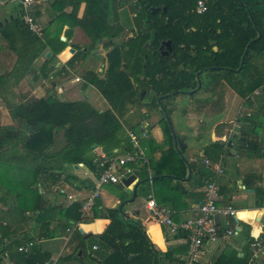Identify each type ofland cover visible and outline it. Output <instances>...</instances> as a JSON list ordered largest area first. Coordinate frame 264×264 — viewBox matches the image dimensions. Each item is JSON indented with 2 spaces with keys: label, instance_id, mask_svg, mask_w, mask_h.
Segmentation results:
<instances>
[{
  "label": "trees",
  "instance_id": "1",
  "mask_svg": "<svg viewBox=\"0 0 264 264\" xmlns=\"http://www.w3.org/2000/svg\"><path fill=\"white\" fill-rule=\"evenodd\" d=\"M93 1L55 0L51 4L55 7V5L64 3V6L77 10L83 2H87L90 8L97 6H91ZM197 1L115 0L113 6L115 10L128 2L132 9H138L135 14V33L131 41H127V37H125L122 42L115 43V39L123 31L117 25H107L101 30L88 31L79 22L75 20L70 22L71 28L80 27L92 39V48L96 41L91 36L92 31L97 33L96 38L107 39L103 43L104 49L108 50L105 54L107 59L105 69L101 74L86 71L83 78L85 84L94 87L110 108L99 112L86 99L63 102L52 96L40 99L30 97L24 101H14L8 104L11 119L18 122V126L9 130L0 128V168L2 165H6L24 171L30 178L28 186L29 188L30 185L33 186L36 200L31 208H22L20 205L22 192L2 186V170L0 169V212L2 209L7 212L6 210L11 211V209L17 208L22 215L28 212L37 213L36 217L30 216V218L40 225L39 237L48 239L52 235L49 224L53 221L51 217L54 216L56 208L48 206L44 195L38 194L37 184L48 178L56 179L58 173L62 172L66 165L79 163H83L98 175L101 171L99 164L102 159H97L95 155H89L94 145L101 147L106 152L107 158L114 157V153L109 151L115 147H122L126 151L134 152L128 145L127 138L119 139V131L126 125L133 133L138 132L142 122L149 117L146 112H141L142 109L148 108V104L151 105L150 110L151 108L164 107L169 119L170 110L166 109L165 105L169 104L173 97L185 94L184 92L194 91L192 97L202 90L213 97L216 94L215 91L224 85L249 103V97L264 84L262 83V79H264V0H205L207 10L202 14L196 13ZM145 4H148V7H145ZM106 5L108 8V4H105L104 8ZM150 8H159V11L151 14ZM163 8H165L164 12ZM57 12L56 18L51 23L59 25V29L56 30L58 41L55 40L60 44L59 49L61 50L68 43L67 40H60L59 34L63 23L61 24L59 21H62V12L59 10ZM114 18L117 19V15L114 14ZM13 24L17 31L26 33L19 19H15ZM6 29V26L2 27L4 30L2 35L6 38L11 50L16 52L13 45L14 33L10 32L5 35ZM258 32L261 37L250 45L242 68L237 71L246 46L257 38ZM35 40L41 42L38 38ZM164 41H170L172 44V50L167 56L161 55L159 51L160 44ZM146 44L151 45V50L144 47ZM44 49L45 46L42 45L37 54H40ZM78 49L76 48V50ZM23 51L25 50L16 52L18 58L14 69L9 74L0 76L2 90L6 85L17 84L24 75L31 72V65L38 56L33 55L31 58L29 56L25 59L26 54ZM90 53L91 49L87 47L84 52L78 50L75 56L81 55L83 59H86ZM172 54L174 57L171 56ZM49 59L52 60V58ZM49 59L46 62L50 61ZM25 60L28 62L25 63ZM123 62L126 64V68L121 71ZM254 62H261L259 66L261 78L258 80H251L248 77V73L255 69ZM70 63L73 64L74 59ZM198 72H201L205 78L203 79L202 75L199 76L202 86L195 91L197 87L195 75ZM127 73H129V77ZM141 90H144L145 95L140 100ZM166 95L168 98L158 104L157 99ZM147 99H150L148 104L146 103ZM130 109L134 110L128 114ZM254 117V115L253 117L249 115L246 118L252 123ZM257 123L258 126L252 124L253 133L257 131L254 130L255 127L264 129V124H260L258 121ZM59 134L62 136L63 145L59 149L52 150L55 146V138ZM229 139L230 142H233L232 136ZM170 141L173 144V138ZM249 144L250 142H248ZM223 146L221 142L209 144L204 148V156L211 161H217L224 154L225 147ZM173 149L178 157L176 160L171 162L166 156L169 154L168 152H162L161 157L166 156L168 164L177 162L176 165H173L174 167L182 166L180 174L176 173L174 176L177 177L175 178L177 181H183L186 177L188 164L181 159L177 150ZM147 154L148 152L145 151L146 157ZM172 156L173 154H170V158ZM191 171L193 175L192 166ZM158 173L156 171L155 175L159 176ZM200 173L201 177L205 179L213 177L211 172L204 168H200ZM160 179L170 180L172 177L169 175L156 177L154 182ZM147 185L148 182L140 183L137 187L143 191L145 199L151 192L155 199V193ZM246 187L254 190V207L263 208L264 186L247 185ZM126 198L123 196L121 202H124ZM82 206L83 204H72L68 207L69 210L64 212L66 225L70 226L69 220L76 222L81 218ZM108 219L110 220L109 225L102 234L97 236L99 250L91 251V256L95 260L97 257L100 259L99 264L163 263V258L153 248L141 223L124 220L116 209L108 211ZM243 226L246 229L244 230L246 245L250 246L255 238L249 235L248 226ZM177 235L185 239L187 237L184 232H179ZM1 236L2 230H0ZM95 243V241L92 242L93 245ZM9 248L8 246L6 249ZM173 250L169 248L168 252ZM103 251H106L107 254H103ZM3 252L4 250H1L0 257ZM131 255H138V257L130 260ZM249 258L250 254L239 257L238 252L230 249L221 253L214 264H249ZM14 261L24 264L25 259L22 256ZM44 261L41 264H44ZM175 261H177L176 264H183V261L179 259H175ZM255 264L258 263L255 262Z\"/></svg>",
  "mask_w": 264,
  "mask_h": 264
},
{
  "label": "crops",
  "instance_id": "2",
  "mask_svg": "<svg viewBox=\"0 0 264 264\" xmlns=\"http://www.w3.org/2000/svg\"><path fill=\"white\" fill-rule=\"evenodd\" d=\"M52 2L53 1L42 3L32 13L37 26L41 28V35H38L31 32L23 24L21 19L22 11L18 5L12 0H0V76H5L14 69L17 63L18 56L16 52H18V50H25L23 51L26 54L25 59L29 56L31 58L33 55L38 56L31 65V72L24 75L21 81L15 85H6L3 90L0 88L1 111L3 92L11 94L13 91L15 102L20 100L24 101L30 97L40 99L45 96H52L63 102H73L81 99L87 100V98H81L79 95L77 96V93L81 94V92H79L80 89L74 85L81 82L85 83L83 74L86 71L101 74L103 71L100 72V69H105V54L108 50L104 49L103 43L107 39L101 40L98 37L97 39L96 29L101 30L107 25H117L123 30L130 24L127 20L124 25L125 19L127 18L126 14L123 12V9L130 5L129 2L123 7H118L116 10L113 8H101L103 4L111 3V0H95L96 3L100 4L98 8H95L97 6L90 8L87 2H83L78 6L77 10L73 7L64 6V3H60L54 7V5L51 4ZM9 6H14L15 11L13 12L9 9ZM128 8L132 10L131 6ZM56 10L62 12L63 22L59 21V23H63V25L61 26L59 36L60 38L63 37L64 41L67 40L68 43V45L61 50L59 49L60 44L54 38L56 30L59 29V25L56 24V26L51 23L55 18L53 14ZM122 13L125 18L122 17ZM114 14L117 15V19L114 18ZM134 14L133 16H135ZM15 19H19L26 33L17 31L13 24ZM72 20L84 25L88 31L95 30L91 32V36L96 40L93 48L92 44L89 45L86 42L89 37L85 34L83 29L80 27H70L69 24ZM134 24L135 21L133 22L132 20L131 29H135ZM3 26L7 28L4 33L5 35L10 34V32L14 33L13 45L16 52L11 50L6 38L3 37ZM35 38H38L41 42H37ZM116 42L115 39V43ZM42 45L45 46V49L40 54H37L38 49H40ZM84 45L90 47V63L95 66L96 69L88 68L83 71L81 77L74 76L70 86H67V84L64 83L67 80L66 74H75L81 61H84L82 56H75L78 50L83 52L86 50H83ZM71 48L74 52L70 51ZM76 48L79 49L76 50ZM47 53L49 54L48 56H46ZM49 58H52V60ZM48 59L50 61L46 62ZM73 59L74 63L71 64L70 61ZM98 59H101V62H98ZM27 62L28 60H25V63ZM260 63L261 62L253 63L255 69L251 71V73H248V77H250L251 80H258L261 78L259 69ZM202 77L203 79L205 78L203 75ZM76 79H78V81ZM262 83H264V79H262ZM204 84L206 85L207 83ZM222 88V95H215V97H213L215 102H210L208 100L209 98H205V96L209 94L203 91L202 95L204 98H200L197 105L193 108L194 111H202V113L199 114L200 116H203L205 114L204 112L207 111L208 114L206 116H209V119L215 117L217 114L215 118H219L212 120L213 122L208 124L209 127L206 128L205 126L201 128V131L197 125L193 127V132L201 136L200 141H202V144H200L199 147L188 150L186 162L188 166L191 165L193 167V175L191 171L189 179H187V175L189 174L187 170L184 180L177 181L175 179L177 177L174 175H176V173L180 174L181 167H178V165L174 167L171 164L167 169L161 168V172L158 173L159 176H156V172L152 171L150 168L145 169L146 171H143L140 176V170H144L143 166L140 165L138 169L132 168L133 173H137L138 176L129 187H125L121 183L107 184L97 188L98 175L83 163L77 164V168L74 167L75 165H66L64 170L58 173L59 175L56 179L48 178L37 184L38 194L44 195L48 206L51 205L56 208L54 216L51 217L53 221L49 224V230L52 232L50 238L43 239L39 237L40 225L30 218V216H33V218L36 217L37 213L28 212L25 213V215L19 214L11 220L8 217L11 211L6 210L7 212H5L2 209V216L6 214L8 217L7 220H2V223H0V230H2L0 239L4 241L2 242V250H4V252L2 253V257H0L2 258V264H18L14 260L22 256H24L25 259L24 264H41L43 260H45L44 264H99L100 259L97 257V260H95V258L91 256V253L99 250L97 248L99 247L97 244V236L102 234L109 225L110 220L108 219V211L113 209L118 210V213L124 220L141 223L153 248L158 251L163 258L162 264H176L177 261H175V259L183 261L184 264L187 253L186 239L179 237L176 232H170L165 225L161 224L157 218L146 210V199L142 193L143 191L136 187L137 182L148 178L150 181H148L147 186L156 195V200H154L157 201L156 203L158 206H165L171 211V220L177 225L186 220L198 217V205L205 200L207 185L210 183L216 186L217 193L221 199V201L217 203V206L222 207L230 205L236 211L235 219L218 216V228L222 233L227 230L239 229L238 235L224 236L215 243H205L202 247L203 255L198 264H214V261L221 253L227 252L230 249L238 252L239 257H243L245 254H250L251 256V245H246V237L244 236V230L246 229L243 225L248 226L249 235L251 237L259 238L264 236V207L261 209L254 207V190L250 187H246L247 185L264 186V129L255 127L254 130L257 131L253 133V125L258 126L257 121L260 124H264V84L256 89L249 97L250 104L239 97L242 105L247 108L245 111L246 113L245 115L244 113H237L232 119L228 118H230L231 108L235 106V97L237 95L226 85L222 86ZM190 95H192V93ZM218 97L220 100L217 104H220L219 108H216L213 105L216 103ZM166 98H168V96ZM205 100L207 101L206 107L204 104H200ZM102 101L107 105V108L103 110H98L88 101L87 102L94 107L95 110L103 112L110 107L103 98ZM149 107H151L150 104H148V108ZM133 110L134 109H130L128 114H131ZM141 112L145 113L146 108L142 109ZM153 112L155 113V108H153ZM211 112L214 113L211 114ZM247 114L252 115V117L253 115L255 116V119L250 125L246 123ZM240 116H243L246 122H242ZM0 119H2L1 115ZM14 122L18 126V122L13 121V123ZM198 123L204 124V120L201 121V118H199ZM128 132L132 131L125 125L119 131V139L127 138ZM139 134L142 138L140 141L143 139L148 142L154 141V145H152L153 156L159 157L162 155L157 148L165 140L161 131L158 130V127L151 119L148 118L142 122L139 131L135 133V135ZM230 136H232L233 142H230ZM244 137L247 138L245 139ZM55 139V146L52 150L59 149L63 145L61 134L57 135ZM214 142H221L224 145L223 147H225L224 154L221 155L217 161H211L204 156V148ZM248 142H250L249 145ZM138 145L139 149L143 152L144 164H146L148 162L145 156L146 148H140V142ZM172 146L175 148L174 142ZM186 149L187 146L184 152ZM120 151L122 153L121 155H119ZM109 152L116 153L118 157H121L127 151L122 147H115ZM89 155H95L97 159H101L102 156H106V152H104L101 147L97 146L93 148L92 146V152ZM140 160L141 159L137 161ZM204 160H209L213 165L219 164L223 168L222 173L214 175L210 169L205 168ZM200 168L207 169L211 172L213 177H209V179L201 177ZM0 169L2 170V186L6 189L22 192L21 207L24 209L31 208L36 200V194L33 192V186L30 185V188L28 186L30 178L27 174L24 171H19L16 168L6 165H2ZM164 175H169L172 179H160L154 182L156 177L160 178ZM134 188L136 189V196L133 202H126L132 197ZM94 192L98 194L93 200L92 207L87 210L81 208V218L76 222L69 220L68 223L70 226L66 225L64 212L69 210L68 207L72 204H84ZM122 195L127 197L124 202H121V200H123ZM122 204H124L122 207L123 215L118 209ZM247 220H250V222H247ZM94 241L96 243L93 245L92 242ZM28 242H33L34 245L26 253L19 252L18 248L25 246ZM59 242H62V246L65 247L66 254H58L57 256L55 255V249L59 247ZM38 244L50 245L45 249L43 248V250L42 248L37 250L36 247ZM8 246L10 248L6 249ZM94 247H96L95 250L93 249ZM169 248L174 250L168 252ZM183 248L185 252H183ZM103 254H107V252L103 251ZM131 256L138 257V255ZM256 262L262 264L264 262V254L260 256L259 260Z\"/></svg>",
  "mask_w": 264,
  "mask_h": 264
},
{
  "label": "rangeland",
  "instance_id": "3",
  "mask_svg": "<svg viewBox=\"0 0 264 264\" xmlns=\"http://www.w3.org/2000/svg\"><path fill=\"white\" fill-rule=\"evenodd\" d=\"M93 5L99 6L100 4L96 3L94 0L93 4L91 3V6H93ZM101 6H102V4H101ZM104 6H105V4H103L102 8H104ZM113 6H114V0H111V3L108 4V8L109 9L113 8ZM129 6H131V5H129ZM128 7H125L123 9V12L126 14V18H127V19H125L124 25L126 24L127 20H128V22H130V24L128 25V27L125 26L126 28L123 29L122 33L116 39L117 42H122L125 39V37H132L133 34L135 33V29H131V27H132V20H133V22L135 21V16H133V14L137 13L138 9L134 7L135 9L131 10ZM2 8H3V6H2ZM8 8L11 9L13 12L15 11L14 6H9ZM106 8H107V5H106ZM131 8H132V6H131ZM111 10H113V9H111ZM57 13H58L57 10L54 11L53 17L55 16V18H56ZM122 17L125 18L123 13H122ZM54 38L58 41L57 35ZM62 38H60V40ZM86 42L90 45L92 42V39L89 38ZM100 42H101V40H100ZM85 46L86 45H84L83 50L87 48V46L86 47ZM90 55H88V57L86 59H83L84 60L83 62L81 61L80 66H78V69L75 71V74L74 73H67L66 74L67 80L64 83H66L67 86H70V83L74 79V76H80L81 77L83 71H85L88 68H93L94 70L96 69V67L90 63V59H91ZM78 56L80 57L81 55H78ZM99 61L101 62V59H98V62ZM74 86L78 87V89H80L79 92H81V94L77 93V96L79 95L81 98H87V101L90 104H92L94 107H96V109L103 110V109L107 108V105L103 103L101 96L99 95V93L96 91V89L94 87L87 85L83 82L75 84ZM215 92H216L215 95H222L223 88L220 87ZM202 94H203V90L200 93L194 94L192 97H191V95L182 94V95H178V96H175L172 99H170L171 100L170 103L165 105V107H166V109L170 110L169 111V119H170L169 121L171 123L172 130L169 127V124L167 121V116H166V114H164L161 107L156 108L155 113L153 112V108L150 110V108L146 107V113L149 115L148 118L151 119V121H153L154 124H156V126L158 127V130L161 131V133L164 137V140H165L162 144H160L158 146L157 149L160 150V154H162V152H164V153L168 152L169 154H167L166 156L169 157L171 162H173L174 160H176V158H178L175 155V151H174L172 144H171V141H170V140H172V134H174L177 138L185 137L184 145H185V148L187 146V149L183 153V157L186 160V158L188 157V155H187L188 150H192L191 148L199 147V145L202 144V141H200L201 136L198 135L197 133L193 132V127H195V125H197L201 131L202 130L201 128H203L205 126H206V128L209 127L208 124H211L213 122L212 120L219 118V117L215 118L218 115L217 114L215 117L209 119V116H206L208 114L207 111L204 112L205 116L199 115L202 113V111H200V112H199V110L194 111L193 108L197 105L199 99L204 98ZM213 97H215V96H213ZM213 97H210V94L205 96V98H207V99L209 98L208 100L210 102H215ZM14 98H15V95H14L13 91L11 94H7V93L3 92L2 111L0 110V115L2 116V119H0V128H2V129H8L9 130L11 128L12 129L17 128V124L15 122L13 123V120L11 119L10 113L8 111V104L13 103L15 101ZM219 100L220 99L218 97L216 99V103H214V105H213L214 107L219 108L220 103L217 104ZM147 101H150V99H147L146 102ZM6 103H7V106H6ZM147 103H149V102H147ZM200 104H204V106L206 107L205 101H203ZM246 109L247 108L244 105H242L240 98L236 96L235 97V106L231 108V110H230L231 114L229 116L230 118H228V119L234 118L237 113H239V114L244 113V115H245ZM212 113H214V112H211V114ZM199 118H201V121L204 120V124L198 123ZM240 118H241L242 122H246V120L244 121L243 116H240ZM246 123L248 125H250L251 122H249L247 120ZM139 135H137V136H138V140L140 142V148H142V149L144 147L146 148L145 151H146V153L148 152V154H147L148 162L146 164H144L143 160H140V161H137L134 163H129L127 165L128 167L138 169L139 166L142 165L144 170H142V169L140 170L141 171L140 176H141L143 171H146L145 169L150 168L154 172H156V171L161 172V168L167 169L169 164H171V165L177 164V162L168 164V162H167L168 158L166 156H163V157L153 156V154H152L153 153V148H152L153 146L152 145H154V141L148 142L147 140H144V139L140 141V139H142V138H141V135H140V137H139ZM121 154L122 153L120 151L119 155H121ZM170 154H173L172 158H170ZM113 156H114L113 158L118 157L116 153H114ZM19 214H20V212L17 210V208H13V209H11V213L8 217H9V219L12 220V218L16 217ZM8 217L6 216V214H5V216H2V212H0V223H2L1 222L2 220H7ZM2 242H4V241L0 240V252L3 248ZM59 243H60L59 247H57L55 249V253H56L55 255H57V256H58V254L59 255L66 254V250H65V247L62 246V242H59ZM49 245L50 244H38L36 249L38 250L39 248L40 249L42 248V250H43V248L45 249ZM0 264H2V258H0Z\"/></svg>",
  "mask_w": 264,
  "mask_h": 264
},
{
  "label": "built area",
  "instance_id": "4",
  "mask_svg": "<svg viewBox=\"0 0 264 264\" xmlns=\"http://www.w3.org/2000/svg\"><path fill=\"white\" fill-rule=\"evenodd\" d=\"M20 7L22 11L23 24L33 33L41 35V28L37 26L33 12L42 3L51 0H12ZM207 6L205 0H198L196 2V13L202 14L206 12ZM78 81V79H76ZM247 116H249L247 114ZM128 145L134 152L127 151L123 156L117 158H107L102 156V162L99 164L101 171L98 174L97 188L107 184H121L122 179L133 175L132 168L128 167L129 163H134L141 159L144 163V156L141 149H139L138 136L133 132L127 133ZM205 168L210 169L214 175L222 173L223 168L218 165H213L209 160H204ZM97 192L83 204L82 209L87 210L93 205L94 198L97 197ZM221 201L217 193V188L213 183L207 185L205 200L199 203L197 211L198 217L195 219L186 220L180 224H175L171 220V211L165 206H158L153 198L152 192L148 195L145 201L146 210L152 214L157 220L165 225L170 232L179 233L184 232L187 234V253L184 264H198L201 256L203 255L202 247L205 243H215L224 236L238 235L239 229L227 230L223 233L219 230L218 225L214 220V216H223L229 218H236V211L230 205L218 207L217 203ZM33 242H28L25 246L19 247L18 251L26 253L32 246ZM94 250L96 247L93 248ZM264 254V236L255 238L251 244V256L249 264H255L259 257Z\"/></svg>",
  "mask_w": 264,
  "mask_h": 264
},
{
  "label": "water",
  "instance_id": "5",
  "mask_svg": "<svg viewBox=\"0 0 264 264\" xmlns=\"http://www.w3.org/2000/svg\"><path fill=\"white\" fill-rule=\"evenodd\" d=\"M145 6L148 7V4H146ZM158 11H159V8H150V12H151V14H155V13H157ZM162 11L164 12V11H165V8H163ZM260 37H261V35H260V33L258 32V36H257V38H255L254 40H252L251 42L248 43V45L246 46V48H245V50H244V54H243V56H242L240 66H239V68H238L237 71H240V70H241V68H242V64H243V61H244V58H245V56H246V53L248 52V48L250 47V45H251L253 42L259 40ZM131 39H132V37H128L127 41H130ZM61 41H64V38H62ZM144 47H145V48H148V49H151V45H150V44H146ZM171 50H172V44H171L170 41H164V42H161L160 47H159V51H160V54H161V55H163V56H167V55L169 54V52H171ZM70 51H71V52H74V50H73L72 48H71ZM48 55H49V54L47 53L46 56H48ZM171 56L174 57L173 54H172ZM106 63H107V59H106V57H105V64H106ZM125 68H126V64L123 62V63H122V67H121V71H124ZM181 69H183V67H181ZM212 69H215V68H212ZM102 71H103V69L101 68V69H100V72H102ZM187 71H189V69H187ZM200 74H201V72H198V73H196V75H195V77H196V81H197V89H196V90L200 89V87H201V80H200V78H199ZM127 76H128V77L130 76L129 73H127ZM144 93H145L144 90H141V91H140V94H139V98H140V100L143 98ZM184 93L187 94V95H190L191 93H193V91H191V92H184ZM166 97H167V96H161V97H159V98L157 99V103H158V104L161 103V101H162L163 99H165ZM161 109H162V111L164 112V114H166V113H165V108H164V107H161ZM167 121H168L169 127H170L171 130H172V126H171V123H170V121H169L168 118H167ZM172 138H173L174 146H175V148L177 149L178 154H180L181 158H182L184 161H186V160L184 159L183 155H182V153H183L184 150H185V145H184L185 137H179V138H177L174 134H172ZM96 147H97L96 145L93 146V148H96ZM74 167L77 168L76 165H75ZM188 172H189V174H188L187 179H189V177H190V172H191V168H190V166H188ZM137 176H138V174H137V173H134L132 176H130V177L126 178V179H122V181H121L122 185H124L125 187H129V186H130V185L136 180ZM148 181H150L149 178H148V179H144V180H142V181H139V182H137L136 187H137L138 184H140V183H146V182H148ZM135 196H136V189L134 188L133 193H132V197H131L128 201H126V202H133ZM123 206H124V204L120 205L119 208H118V209H119V212H120L122 215L124 214V213H122V207H123ZM214 220H215L216 224L218 225V215H215V216H214ZM247 222H250V220H247ZM134 257H136V256H130L129 259L132 260Z\"/></svg>",
  "mask_w": 264,
  "mask_h": 264
},
{
  "label": "bare ground",
  "instance_id": "6",
  "mask_svg": "<svg viewBox=\"0 0 264 264\" xmlns=\"http://www.w3.org/2000/svg\"><path fill=\"white\" fill-rule=\"evenodd\" d=\"M51 1H55V0H51ZM49 2V1H48Z\"/></svg>",
  "mask_w": 264,
  "mask_h": 264
},
{
  "label": "flooded vegetation",
  "instance_id": "7",
  "mask_svg": "<svg viewBox=\"0 0 264 264\" xmlns=\"http://www.w3.org/2000/svg\"><path fill=\"white\" fill-rule=\"evenodd\" d=\"M151 50V49H150Z\"/></svg>",
  "mask_w": 264,
  "mask_h": 264
}]
</instances>
